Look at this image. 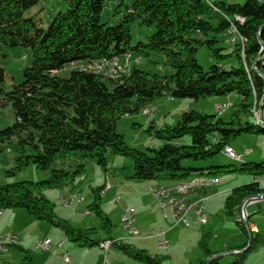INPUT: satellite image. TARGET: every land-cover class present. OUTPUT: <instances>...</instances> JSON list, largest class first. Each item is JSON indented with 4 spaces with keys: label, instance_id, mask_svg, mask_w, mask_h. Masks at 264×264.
Listing matches in <instances>:
<instances>
[{
    "label": "trees",
    "instance_id": "obj_1",
    "mask_svg": "<svg viewBox=\"0 0 264 264\" xmlns=\"http://www.w3.org/2000/svg\"><path fill=\"white\" fill-rule=\"evenodd\" d=\"M104 2L66 0V8L57 11L44 28L33 17L25 16V11L38 0H0V42L9 47H28L32 57L31 64L23 69V80L7 92L0 89V105H10L14 112L13 122L0 129V152L6 145L13 147V166L6 174L13 175L30 164L41 170L56 160L66 164L52 169L42 181L0 184V209H22L34 219L51 223L77 247L99 245L105 239L94 237V228H76L68 220L58 218L54 203L42 190L72 183L85 170L83 163L70 169L74 158L92 159L106 167V154L110 152L131 158V178L137 181L178 183L195 177L247 174L251 181L232 188L223 203L226 215L239 212L247 197L264 192L261 182L254 181V177L263 174L264 161L206 164L237 136L264 135V0H243L242 4L224 0L121 1L115 14L122 15L113 25L99 20ZM235 16L243 22L237 23ZM135 22L154 30L144 41L131 44L130 28ZM232 22H236L245 41L243 45L236 42L230 53H222L224 48L218 42L226 43L224 34ZM204 44L213 60L208 70L195 58L198 46ZM152 51L163 56L173 73H150L129 61V72L118 78L81 68L72 70L67 77L53 74L70 62L90 63L126 54L130 57L131 52L139 59ZM228 57H235V64L224 67L222 62ZM4 78L5 71L0 66V84ZM108 83L113 86L108 87ZM230 93H236L239 102L234 104ZM163 95L195 100L223 95L231 103L228 108H237L227 120L220 115L184 111L176 124L150 127L154 136L164 142L160 148L144 152L129 146L116 128L117 120L140 113ZM256 112L261 118H257V124L243 122L241 114L251 117ZM186 135L190 136V144L181 141ZM185 159L200 164L183 165ZM100 191L101 188L95 191L90 209L102 220V228L111 232L109 218L98 206ZM236 223L246 231V225ZM209 237V233H204L198 240L206 259L197 264H207L214 254L207 244ZM256 241L253 237L247 248V243L240 247L241 251L228 264H244L246 252L253 249ZM113 246L139 263L165 264L164 256L152 255L131 243L116 241ZM18 248L23 253L18 264H32L31 255ZM220 259L214 257L209 264H221Z\"/></svg>",
    "mask_w": 264,
    "mask_h": 264
},
{
    "label": "rangeland",
    "instance_id": "obj_2",
    "mask_svg": "<svg viewBox=\"0 0 264 264\" xmlns=\"http://www.w3.org/2000/svg\"><path fill=\"white\" fill-rule=\"evenodd\" d=\"M121 1L125 4L130 2V0H105L103 9L99 16L101 23L113 25L120 19L122 13L115 14V10L117 4ZM224 1L226 3H243V0ZM65 8L66 0H38L36 5L25 11V16L33 17L36 24L45 28L51 22L52 16L57 11L64 10ZM242 22L243 20L240 23ZM153 30L154 29L152 27L149 28L140 26L138 22L133 23L130 28L131 44H135L138 41H144L145 37L150 35ZM218 46L223 47L224 49L222 53L226 54L230 53L233 48V45H228L223 41L218 42ZM136 55V53L131 52L129 58L131 64L138 57ZM195 58L198 64L205 70H208L209 66L213 64L211 51L206 44L198 46ZM31 60L32 57L30 48L22 46L9 47L0 42V66L5 71V78L0 84V89L7 92L14 84L20 83L23 80V69L31 64ZM232 62L235 63V57H228L224 59L222 64H224V67H228L229 64H232ZM133 65L150 73L159 72L163 75L173 73V69L165 64L163 56L160 53L153 51L150 52L148 56H141L139 58V62L133 63ZM81 67H85L87 69L89 68L87 62L75 61L65 64L61 69L54 71L53 74L59 77H67L72 70L80 69ZM112 86L113 84L108 83V87L111 88ZM2 96L3 95L0 91V98ZM230 96L231 101L234 104L239 102V96L236 93H230ZM227 97L228 96L218 95L195 100L191 98H172L169 97V95H163L155 101V103L160 105L158 110H155L153 107L145 112L120 117L117 120L116 128L118 132L123 135L125 142L129 146L146 152L148 148H160L164 144L162 140L154 136V130L150 127L159 129L167 125L176 124L184 111L195 110L202 114L220 115L222 118L227 120L237 107L227 108L221 113L214 110L216 103L228 101ZM224 105L225 104H222V106ZM147 107L145 109H147ZM258 115H260L259 112ZM241 118L243 122L248 121L252 124H257L258 121L256 116L245 117L241 114ZM259 119L261 118L259 117ZM13 120L14 112L11 106L0 105V129L10 125ZM147 120H150V123H148ZM148 129H150V132ZM181 141H185V144H190V136H184L181 138ZM230 146L236 153L239 154H243V151L246 148L251 149L250 153H247L246 155L243 154V162L260 163L264 161V135L262 134H241L230 143ZM7 148H10V150ZM12 154V145H6L5 149L0 152V184L13 183L23 180L34 182L42 181L49 177L52 169L66 167L65 163L60 160H56L48 169L45 170L37 169L33 164H30L27 167L16 171L13 175H7L6 171L13 166ZM79 163L84 164L85 170L80 175H77L72 183L68 182L61 188H46L42 190V193L46 196V198L54 203L55 214L58 218L68 220L70 224L76 228H80V226L81 228H94L95 234L93 236L99 239H108L109 235L111 238H114L117 234H126L127 232L125 233L126 230L123 228L124 225L121 223V215L130 207L136 209V203L140 201V196L145 195L146 190L144 187L149 188L150 182L153 180L137 181L132 179L133 163L131 158L114 155L110 152H107L106 154V167L100 166L92 159L83 160L74 158L71 162L72 166L70 169H74L75 165ZM230 163L239 164L241 162L234 160L232 157L225 155L224 152L221 151L217 158L207 162L206 165H224ZM182 164L199 165L200 163L185 159L182 161ZM214 177L215 179H219L216 176ZM228 178H230L232 183L229 186L238 184L240 180L243 183L246 181L249 182V180L251 181L249 175L236 173L222 176L220 180L221 183ZM172 182L174 181H162L164 185ZM261 185L264 186V181L261 182ZM224 187V185L221 187V184L216 185L214 188L209 189L207 194L210 191H216ZM98 188L102 189L98 199V206L109 218L112 225L110 228L111 232L102 228V220L93 210L90 209H93L92 203L94 201V193ZM147 192L149 191L147 190ZM227 195L228 194L223 195L221 197V201L219 200V202H217V207L213 209L215 211L211 213V216L205 224L196 223L192 213L187 215L186 218L191 223L189 229L195 230V236L193 232L190 233L192 236V242L194 241V238H196V234L198 236L197 238H199L202 234L210 232L211 241L216 244L220 243L221 238L224 235L222 231L224 228L222 226L225 221L228 223L229 227L238 228L236 223L238 211L236 210L233 215H226L223 211V202ZM256 195L257 194L247 197V200L243 201V203H246L252 198H259V196ZM62 197H74L76 199L70 203L69 206H64L60 200ZM79 197L83 198L81 202L77 201V198ZM258 206V204L247 205L248 212L253 213L249 222L257 220L258 215L264 213V200L260 201V208H258ZM89 209L90 211H88ZM9 210H17L19 214L17 216H11L7 221H0V245L6 243L7 248L3 249L0 246V264H4L6 261L10 262V264H18L23 257V253L18 247L25 249L29 255L32 256L34 264H66L62 258L60 260L54 256V253L57 252L60 256L64 251H66L70 257L69 264H97L98 253L101 254V263L105 257H107L106 259L108 262L112 264H123L122 262H125L124 260H130L128 264L139 263L132 260L119 248L113 245L110 246L106 255L103 249H99L96 245L93 247H77L64 236L59 227L45 221L34 219L22 209H4L3 211L7 213L6 211L9 212ZM208 221H211L214 224V227L212 230L202 231V227L206 226ZM180 228L186 229L187 227L180 225ZM8 232H11L12 234L16 233L18 239L15 241H4V237ZM59 236L64 242V246L62 248L57 246ZM48 237L52 241V248L55 245L57 246L53 254L52 250L48 249L42 251L38 250L34 246L39 240H43ZM162 238L165 239V237ZM162 238L158 239V241L162 240ZM167 238L170 245H172L173 241H176V228L173 230V233L167 234ZM171 251H174V254L176 255V247L171 248V246L167 249V251H163L161 249H155V251L150 250L151 253L154 252L152 254H157L161 258L164 256L165 261L163 259V262H165V264L169 263L168 256L172 254ZM37 255L40 258L39 261H36ZM44 256L49 257L46 259ZM250 257H255L256 259L254 260L257 261L258 264L264 263V259L260 258V256L251 254ZM224 264H228L227 261H224Z\"/></svg>",
    "mask_w": 264,
    "mask_h": 264
},
{
    "label": "crops",
    "instance_id": "obj_3",
    "mask_svg": "<svg viewBox=\"0 0 264 264\" xmlns=\"http://www.w3.org/2000/svg\"><path fill=\"white\" fill-rule=\"evenodd\" d=\"M120 59H121V62L125 61V56H121ZM138 62H139L138 58H136L133 61V63H138ZM133 63H132V65H133ZM232 64H235V63L232 62ZM226 102H228V101H224L221 103L217 102L214 110H216L217 105L224 104ZM153 107L155 108V110H158L160 105L154 102V103L150 104L147 107V109L149 110ZM147 122L150 123V120H147ZM220 180H221V178H219L217 185L221 184V187L224 185L225 186L224 188L218 189L216 191H210L208 194H207V191L209 189L201 193L206 197L205 202L202 204V211L204 214L206 213L205 214L206 215V221L211 216V213L213 211H215L213 209L215 207H217V204H218L217 202H219V200L221 201V197L223 195L228 194L230 192V190L236 186L248 183V181L243 183L240 180V182H238V184L229 186L232 184L230 181V178L223 181V183H221ZM249 182H250V180H249ZM160 183H162V182H160ZM160 183L158 181H155V180L150 182L149 188L144 187V189L146 190L145 195L140 196V201L138 203H136V209H135L136 212H135L133 223H134L135 229L138 232L136 235H139V236H136V235L129 236L125 231V233L128 236L124 233H120V234H117L112 239H116L117 241H121V242L131 243L137 248H143V249H146L148 252H150V250H152V251H155V249L159 250L160 248H158L156 245L158 239L165 237V239L168 240L167 234L173 233V230L176 228V241H173L172 245H170V242L168 241L169 247L170 246H171V248L176 247V255L174 254V251L173 252L171 251L172 254L168 256L169 263H167V264H197L199 260L206 259V256H205L204 252L198 246V240L200 237L197 238L198 237L197 234H196V238H194V241L192 242V236L190 233L193 232L194 236H195V230L189 229L191 226V223H190V226L187 227L186 229L180 228L181 224L176 225L177 227L174 226L175 228L174 227L171 228V221L168 219H164L162 217L158 205L153 202V198L151 195V189L156 184H160ZM176 183L177 182L168 183L165 186H173ZM260 186L262 188H264V186H262L261 184H260ZM214 187H212V188H214ZM103 188H104V186H103ZM212 188H210V189H212ZM108 190H110V189H108ZM147 190L149 192H147ZM261 194H264V192H262ZM199 195L200 194H198V193H194L191 195V199L196 200L199 197ZM261 200H264V196L259 197L258 201H255L253 203H249L247 205L258 204L259 205L258 208H260V201ZM247 205H246V210H247ZM6 212L7 213H5L4 211L2 212V214L0 215V221H7L11 216H17L19 214V212L17 210H9V212L8 211H6ZM247 212H248V210H247ZM191 213L193 214L194 221H195V215L193 212H189L187 215H189ZM252 214H253L252 212L251 213L248 212V222L247 223L250 225V227H254L253 232L250 231L251 229L249 230L247 228H246V231H244L239 226H238V228L229 227L228 223L225 221L223 223V226H222L224 228L222 230L224 235L221 238V242L216 244L215 242L211 241V239L209 237V239L207 241L208 247L214 253L213 255L220 254V257H221L220 263L221 264H224V261H227V263L231 262L234 259V254L237 252H240L239 248L243 247L246 243L249 246L251 244L253 237L254 238L256 237L257 241H256L253 249L248 250L246 252L244 264H258V262L254 260V259H256L255 257H250L251 254H255V256H260V258L264 259V213L259 214L257 220H253L252 222H249L250 221L249 219L251 218ZM187 215H186V217H187ZM206 221L203 224H205ZM213 227H214V224L211 221H208L206 226L202 227L201 230L202 231L212 230ZM80 228H81V226H80ZM161 229L165 230L164 234H159L157 236L151 235L149 237V235L151 234L152 231L155 233H158ZM8 233H11V232H8ZM206 233H210V232H206ZM249 233H250V237H249ZM12 235L16 236V233L12 234ZM16 237H18V236H16ZM41 240H39V241H41ZM249 240H250V242H249ZM248 242H249V244H248ZM51 243H52V241H51ZM59 243H61V246H59ZM34 246L36 248L37 244H35ZM57 246L61 247V248L64 246V242L62 241V238L60 236L58 237V240H57ZM57 246L55 245L53 248L51 247L52 249L51 248L49 249V250H52V254L54 253ZM96 246H98L99 249L101 248L99 245H96ZM169 247H168V249H169ZM3 249H7L6 243H5V248H3ZM64 252H66V251H64ZM64 252H62V253H64ZM62 253H61V255H62ZM152 253H154V252H152ZM152 253L150 252V254H152ZM152 255H155V254H152ZM54 256H55V258H59L60 260L62 258L64 260V258L62 256L60 257L57 254V252L54 253ZM48 257L44 256V258H46V259H48ZM39 260H40V258L37 255L36 261H39ZM69 260H70V257H69ZM124 261L125 262H122L123 264H128L130 262V260L129 261L124 260ZM64 262L66 264L70 263V261H69V263H67L65 260H64ZM32 264H34L33 258H32ZM47 264H50V263H47ZM97 264H101V254H99V253H98V263ZM137 264H142V263H137ZM261 264H264V263H261Z\"/></svg>",
    "mask_w": 264,
    "mask_h": 264
},
{
    "label": "built area",
    "instance_id": "obj_4",
    "mask_svg": "<svg viewBox=\"0 0 264 264\" xmlns=\"http://www.w3.org/2000/svg\"><path fill=\"white\" fill-rule=\"evenodd\" d=\"M235 20L237 23H240L243 19L240 16H235ZM236 22L235 23H231L229 28L227 29V31L225 32L224 36L227 39V43L229 45H233L236 42H240L241 45H243V37L240 35L237 26H236ZM120 59V57H119ZM125 61H126V74L129 72L130 69V64H129V54L125 55ZM117 63V61H115V64ZM97 65H98V60L94 61V63H88V70L93 71L94 69H97ZM81 69H87V68H81ZM113 71V70H112ZM231 105L230 102L226 103L224 106L220 105V106H216V110L221 113L223 112L225 109H227L229 106ZM227 153L228 154H235L236 156H241L243 154L246 153H250L251 149H244L243 154H239L236 153L235 150L230 147V146H225ZM194 184H198V185H205L203 183H194ZM172 188H179V193H183V194H190L188 193V187H152L151 189V195L153 200L155 201V203L158 205L161 215L164 219H168L171 221V228L176 226L177 224H181L184 227H189L190 226V221L186 218V215L189 212H193L195 215V222L197 223H201L203 224L206 221V215L203 213L202 211V204L204 202H196L195 205L193 206H181V205H175L174 208H165V200L168 197V194L171 193V189ZM62 199V203L64 204V206H69L70 203H72L76 198L74 197H68V198H60ZM82 197L77 198V201L81 202L82 201ZM249 203H253V202H246V203H242L240 205V209H239V213L237 215V221L239 223H242L244 225L247 226V228L250 231H254V227H250V225L247 223L248 219H245V210H246V205ZM2 209H0V214H1ZM135 208L130 207L129 209L125 210L122 215H121V223H123V225H125V230L129 235H136L138 232L134 227V216H135ZM165 230L161 229L158 233L155 232H151V234L149 235V237L151 235L157 236L159 234H164ZM17 239V237L15 235H12L11 233H7L4 237V241H15ZM106 241V249H103V251L105 252V255L107 254L109 248L111 245L114 244V242H116V239H105ZM119 242V241H117ZM157 246H162V250L166 251L169 247V243L167 241V239L162 238V240L157 241L156 243ZM1 248H5V244H1L0 245ZM59 246H61V243H59ZM51 246V240L49 238L43 239L41 241H39L37 243L36 248L38 250H48L50 249ZM64 260L69 263V255L67 252L62 253L61 255ZM101 264H112L110 262H108L107 259L104 258L103 262Z\"/></svg>",
    "mask_w": 264,
    "mask_h": 264
},
{
    "label": "bare ground",
    "instance_id": "obj_5",
    "mask_svg": "<svg viewBox=\"0 0 264 264\" xmlns=\"http://www.w3.org/2000/svg\"><path fill=\"white\" fill-rule=\"evenodd\" d=\"M225 41L227 43L226 38H225ZM244 41L245 40L243 39V43H244ZM94 61H96V60H92L90 63H94ZM115 61H117L116 64H115ZM81 68H84V67H81ZM125 69H126V61L121 62V59H119V57L114 56V57L99 59L97 69H94L93 72L103 74V75L111 77V78H118V77H121L122 75L126 74ZM217 106H220V105H217ZM146 110H148V109L144 108L141 110V112H145ZM255 115L257 116V118L259 117L257 112L255 113ZM261 122L263 123L264 121H261ZM223 152L225 155L232 157L236 161H240V162L243 161V157H242L243 155L236 156L235 154H228L226 147H224ZM246 154H244V155H246ZM254 180L258 181V182H263L264 181V172L261 176L254 177ZM218 181H219V179H215L214 176L195 177V178H191L189 180L179 181L178 183H176L174 185V187H188V193H190V194L179 193V188H172L171 193L168 194V197L165 200V208H174L175 205H177V204L181 205V206H193V205H195L196 202H205L206 197L201 193L212 188V187H214L215 185H217ZM194 183H203L205 185H198V184H194ZM154 187H171V186H165V185L160 183V184H156ZM194 193L200 194L196 200L191 199V195ZM60 200L62 202V199H60ZM255 201H258V198H252V199L248 200L247 202H255ZM153 202L155 203L154 200H153ZM2 212H3V210L1 211V214H2ZM245 219H248L247 210H245ZM123 228L125 229V225L123 226ZM99 246L101 247V249H106V241L105 240L100 241ZM157 247L162 250V246H157ZM106 258L107 257H105V259Z\"/></svg>",
    "mask_w": 264,
    "mask_h": 264
},
{
    "label": "water",
    "instance_id": "obj_6",
    "mask_svg": "<svg viewBox=\"0 0 264 264\" xmlns=\"http://www.w3.org/2000/svg\"><path fill=\"white\" fill-rule=\"evenodd\" d=\"M259 40H260V38H259ZM263 49V48H262ZM260 113V112H259ZM256 196H264V195H261V194H257ZM246 200H247V198H246ZM248 229V228H247ZM249 237H250V233H249ZM249 242H250V240H249ZM249 242H248V244H249ZM248 247V245L246 246V248ZM241 251V250H240ZM237 252V251H236ZM218 256H220V254H215V255H213L208 261H207V264H209V262H210V260L212 259V258H214V257H218Z\"/></svg>",
    "mask_w": 264,
    "mask_h": 264
}]
</instances>
